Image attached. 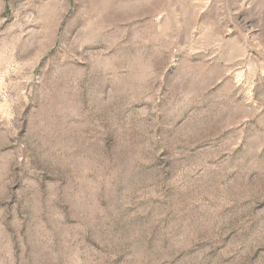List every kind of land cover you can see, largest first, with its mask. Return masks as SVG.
<instances>
[{
  "label": "rangeland",
  "instance_id": "rangeland-1",
  "mask_svg": "<svg viewBox=\"0 0 264 264\" xmlns=\"http://www.w3.org/2000/svg\"><path fill=\"white\" fill-rule=\"evenodd\" d=\"M0 264H264V0H0Z\"/></svg>",
  "mask_w": 264,
  "mask_h": 264
}]
</instances>
